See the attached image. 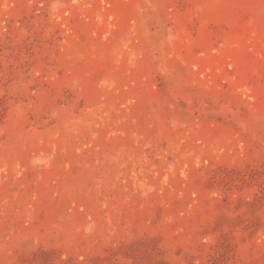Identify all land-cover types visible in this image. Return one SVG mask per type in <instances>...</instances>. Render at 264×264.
<instances>
[{
  "label": "rangeland",
  "instance_id": "374dc122",
  "mask_svg": "<svg viewBox=\"0 0 264 264\" xmlns=\"http://www.w3.org/2000/svg\"><path fill=\"white\" fill-rule=\"evenodd\" d=\"M0 264H264V0H0Z\"/></svg>",
  "mask_w": 264,
  "mask_h": 264
}]
</instances>
